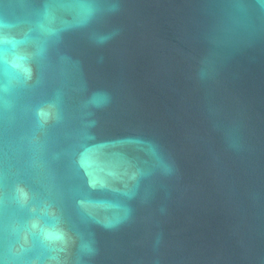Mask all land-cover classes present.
I'll return each mask as SVG.
<instances>
[{"label":"water","instance_id":"obj_1","mask_svg":"<svg viewBox=\"0 0 264 264\" xmlns=\"http://www.w3.org/2000/svg\"><path fill=\"white\" fill-rule=\"evenodd\" d=\"M0 264H264V0H0Z\"/></svg>","mask_w":264,"mask_h":264},{"label":"clouds","instance_id":"obj_2","mask_svg":"<svg viewBox=\"0 0 264 264\" xmlns=\"http://www.w3.org/2000/svg\"><path fill=\"white\" fill-rule=\"evenodd\" d=\"M44 115H46V114L43 112H38V116H44Z\"/></svg>","mask_w":264,"mask_h":264}]
</instances>
